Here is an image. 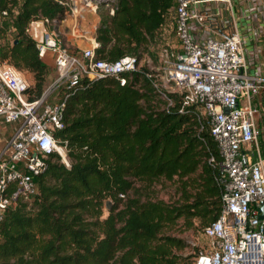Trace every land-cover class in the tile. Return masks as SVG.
<instances>
[{
    "label": "trees",
    "instance_id": "trees-1",
    "mask_svg": "<svg viewBox=\"0 0 264 264\" xmlns=\"http://www.w3.org/2000/svg\"><path fill=\"white\" fill-rule=\"evenodd\" d=\"M176 0H117L96 27L99 58L139 59L157 42ZM108 4V3H105ZM59 0H0V61L31 73L29 100L45 91L49 65L28 31L32 20L64 18ZM113 10V12H112ZM141 66L115 76L82 78L66 92L65 146L36 177L37 192L21 197L0 224V264H187L186 239L172 231L203 229L221 212V189L208 157L220 158L202 107L182 93L160 97ZM184 107V111L180 109ZM175 185L168 200L162 181Z\"/></svg>",
    "mask_w": 264,
    "mask_h": 264
},
{
    "label": "built area",
    "instance_id": "built-area-1",
    "mask_svg": "<svg viewBox=\"0 0 264 264\" xmlns=\"http://www.w3.org/2000/svg\"><path fill=\"white\" fill-rule=\"evenodd\" d=\"M67 6L66 14H76L91 7L88 0H59ZM211 0H176L175 32L180 48L165 49L163 81L182 93L184 105L197 104L201 128L208 127L216 141L220 158L208 157L216 168L215 179L221 189L222 208L216 220L205 227L208 248L201 250L196 264H264L263 158L250 162L243 149L260 133L255 97L264 89L261 67L250 72L242 34L237 27L224 37H199L192 21L202 24L207 17L222 14L219 8L206 12L197 8ZM233 9V0H222ZM49 19L32 20L28 31L35 39L40 57L54 61L56 77L44 93L29 100L30 85L23 72L7 61H0V118L6 123L18 122L6 145L0 151V224L6 210L21 197L38 190L36 177L47 167L49 156L58 152L69 164L64 145L54 136L64 127L68 93H59L50 101L51 91L74 87L82 78L93 80L111 75L127 82V73L138 70L140 59L125 55L116 60L99 58L95 39L81 52L70 51L61 43L56 30L46 26ZM152 77L151 73H147ZM50 76V75H49ZM158 87L172 103L168 89ZM184 111V107L180 109ZM264 136V132H263ZM1 240V234H0Z\"/></svg>",
    "mask_w": 264,
    "mask_h": 264
},
{
    "label": "rangeland",
    "instance_id": "rangeland-1",
    "mask_svg": "<svg viewBox=\"0 0 264 264\" xmlns=\"http://www.w3.org/2000/svg\"><path fill=\"white\" fill-rule=\"evenodd\" d=\"M88 1L91 2V7L90 8L87 7V9L81 11V13L84 15L85 12H89V10L95 9L94 21L100 22L104 17L109 15V11L113 9L117 0H88ZM234 10L237 11L239 15L250 14L253 23L257 25L256 33L252 36V38L248 43L249 45H254L252 58L258 55L259 58L258 59L254 58V60L264 61V0H243V2L241 3L234 4ZM71 14L72 13H69L68 15ZM71 16L73 17L72 22L74 23L76 21L75 19L76 14L75 15L72 14ZM58 24H59L58 21L53 20V21H48L46 23V26L48 27V29L56 30L58 32L59 29ZM94 25L95 24H93V26L89 25V28L94 27ZM167 48L169 49L170 53L172 51L175 52L180 48V44L175 32V13L173 11L169 14L167 22L160 30L158 34L157 42L153 43L150 46V50L143 55V57L140 59V64H139L140 65L139 67L145 66L150 71L153 80L156 82V84L159 87H163V89L167 88L168 91L172 92L177 90L174 89L173 86L170 85L166 86L162 76L164 73L163 71L165 66L163 53L164 50ZM46 63L50 67V76L48 78V84L46 87L47 89L55 79L57 73H56V66L54 61L47 60ZM21 71L23 72L27 80L31 82L32 80L31 73L23 70ZM59 93H60L59 89L55 91H51V93L48 96V100L50 101L57 100L59 98ZM159 93H160V97L162 99H165V95L160 91ZM11 124L15 126L18 124V122L16 121ZM174 191H175V185L169 181L162 180L156 187V192H157L156 195L159 198H163L166 200L170 198V196L174 193ZM172 233L184 237L188 243V246L185 248V250L181 251V253L185 257V262L187 264H196V260L201 250L208 248L210 245V240L204 234L203 229L184 230V226L181 225V222L175 227Z\"/></svg>",
    "mask_w": 264,
    "mask_h": 264
},
{
    "label": "crops",
    "instance_id": "crops-1",
    "mask_svg": "<svg viewBox=\"0 0 264 264\" xmlns=\"http://www.w3.org/2000/svg\"><path fill=\"white\" fill-rule=\"evenodd\" d=\"M241 2H243V0H233L232 10L228 7L227 3L222 0H211L199 4L197 8L204 12L209 8H219L222 14L214 17H207L202 24L193 20V29L199 37L208 35L224 37L231 34L235 27H237L244 40L250 72L253 73L258 67H261L262 73L264 74V61L254 60V58H259L258 55L252 58L254 45H249L248 43L256 33L257 25L253 23L250 14L239 15V13L234 10V4ZM94 10L95 9H91L89 12H85L80 18L75 16L76 21L74 23L72 22V14L58 21V34L63 45L70 51L81 52L91 46L92 42L96 39V27L99 21H94ZM93 24H95L94 27L89 28V25L93 26ZM254 101L260 108L257 115V124L260 133L256 141L245 143L243 149L247 153L250 162L263 158L264 167V89L260 91ZM14 128L15 126L13 124L6 123L0 118V151L4 148L8 139L13 134Z\"/></svg>",
    "mask_w": 264,
    "mask_h": 264
},
{
    "label": "water",
    "instance_id": "water-1",
    "mask_svg": "<svg viewBox=\"0 0 264 264\" xmlns=\"http://www.w3.org/2000/svg\"><path fill=\"white\" fill-rule=\"evenodd\" d=\"M112 12H113V10H112ZM261 211H262V213H261V218H263L264 217V203H263V205L261 206Z\"/></svg>",
    "mask_w": 264,
    "mask_h": 264
}]
</instances>
